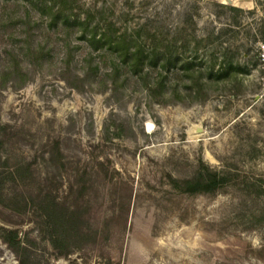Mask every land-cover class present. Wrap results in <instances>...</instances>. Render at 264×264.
<instances>
[{
    "label": "rangeland",
    "instance_id": "rangeland-1",
    "mask_svg": "<svg viewBox=\"0 0 264 264\" xmlns=\"http://www.w3.org/2000/svg\"><path fill=\"white\" fill-rule=\"evenodd\" d=\"M262 34L264 0H0V227L40 264H264ZM201 162L229 181L175 190ZM41 201L75 214L70 253Z\"/></svg>",
    "mask_w": 264,
    "mask_h": 264
},
{
    "label": "trees",
    "instance_id": "trees-1",
    "mask_svg": "<svg viewBox=\"0 0 264 264\" xmlns=\"http://www.w3.org/2000/svg\"><path fill=\"white\" fill-rule=\"evenodd\" d=\"M234 10H242L235 6H230ZM264 35V34H262ZM117 42V46H123L124 51L119 53V59L125 63L128 70L135 76L144 77L148 82L149 68L144 66V53L138 49H130L126 39ZM153 59H157L158 55L154 54ZM159 70L156 72L154 81L146 88L150 93L161 88V76ZM3 141L0 139V151ZM58 146V143L56 142ZM173 188L179 192L197 193V192H215L225 183L229 181L225 174L213 170L209 165L201 162L199 168L194 176L179 181L175 178L169 177ZM4 178L0 173V204L7 205V197L3 192ZM41 209V217L43 219V226L45 237L53 250L59 254H67L78 247L77 238L80 237V226L77 223L73 211L69 212L68 208L61 207L55 201H41L39 205ZM0 239L8 246V248L16 255L19 264H40V261L33 256L31 252L32 240L26 235L21 234L18 228L0 227Z\"/></svg>",
    "mask_w": 264,
    "mask_h": 264
}]
</instances>
